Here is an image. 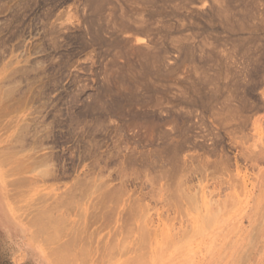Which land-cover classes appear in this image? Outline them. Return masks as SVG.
Masks as SVG:
<instances>
[{
    "label": "rangeland",
    "instance_id": "1",
    "mask_svg": "<svg viewBox=\"0 0 264 264\" xmlns=\"http://www.w3.org/2000/svg\"><path fill=\"white\" fill-rule=\"evenodd\" d=\"M0 91V264H264V0H0Z\"/></svg>",
    "mask_w": 264,
    "mask_h": 264
},
{
    "label": "bare ground",
    "instance_id": "2",
    "mask_svg": "<svg viewBox=\"0 0 264 264\" xmlns=\"http://www.w3.org/2000/svg\"><path fill=\"white\" fill-rule=\"evenodd\" d=\"M20 1H21V0H20ZM91 1H92V0H90V2H91ZM106 1H107V0H106ZM98 2H99V1H98ZM94 3H95V2H94ZM105 3H107V2H105ZM108 3H109V2H108ZM118 3H119V2H118ZM144 3H145V2H144ZM139 4H140V3H139ZM145 4H146V3H145ZM155 4H156V3H155ZM167 4H168V3H167ZM127 5H128V4H127ZM129 5H130V3H129ZM168 5H169V4H168ZM103 6H105V5H103ZM123 6H124V5H123ZM95 7H97V4H96ZM105 7H106V6H105ZM105 7H104V8H105ZM107 8H108V7H107ZM128 8H129V6H128ZM134 8H135V7H134ZM132 9H133V8H132ZM105 10H106V9H105ZM108 10H109V9H108ZM117 10H118V9H117ZM136 10H137V8H136ZM115 11H116V10H115ZM101 12H102V10H101ZM117 12H118V11H117ZM121 12H122V11H121ZM121 12H120V13H121ZM133 12H134V11H133ZM111 13H112V12H111ZM142 13H143V12H142ZM95 15H96V14H95ZM110 15H111V14H110ZM123 15H124V12H123ZM96 16H97V15H96ZM96 16H95L96 19H97V17L99 18V16H97V17H96ZM123 17H124V16H121L122 20H123ZM125 18H126V17H125ZM125 18H124V19H125ZM135 18H136V17H135ZM100 19H101V16H100ZM100 19H98V20H100ZM113 19H114V18H113ZM132 19H133V18H132ZM137 19H139V18H137ZM141 19H142V17H141ZM93 20H95V19H93ZM114 20H115V19H114ZM128 20H130V19H128ZM120 21H121V19H120ZM126 21H127V20H126ZM94 27L96 28V26H94ZM97 28H98V27H97ZM97 28H96V29H97ZM97 30L99 31L100 28H98ZM116 30H117V29H116ZM142 33H143V32H142ZM91 35H92V34H91ZM93 36H94V35H93ZM95 37H96V35H95ZM90 38H92V37H90ZM93 39H94V38H93ZM96 40H97V39H96ZM98 41H99V39H98ZM100 41H101V40H100ZM129 41H130V40H129ZM122 42H123V41H122ZM102 43H103V42H102ZM123 43H124V42H123ZM99 45H100V44H99ZM98 47H99V46H98ZM165 49H166V48H165ZM188 49H189V48H188ZM136 50H137V49H136ZM144 50H145V49H144ZM184 51H186V50H184ZM102 52H103V51H102ZM153 53H154V52H153ZM128 54H129V53H128ZM145 54H146V53H145ZM145 54H144V55H145ZM113 55H114V54H113ZM114 57H115V56H114ZM143 57H144V56H143ZM159 57H160V56H159ZM147 58H148V56H147ZM185 58H187V57H185ZM110 59H111V58H110ZM110 59H109V60H110ZM145 59H146V58H145ZM189 59H190V58H189ZM186 60H187V59H186ZM184 62H185V61H184ZM148 64H149V63H148ZM130 65H131V64H130ZM179 65H180V64H179ZM141 67H142V66H141ZM130 69H132V68H130ZM132 72H133V71H132ZM132 72H131V73H132ZM157 73H158V72H157ZM155 74H156V73H154V75H155ZM113 75H114V74H113ZM156 75H157V74H156ZM116 76H117V75H116ZM150 77H151V76H150ZM133 78H134V77H133ZM131 79H132V78H131ZM134 79H137V81L134 80V82L136 81L137 84H138V83L140 84V83L143 82L141 85H143L144 93H142L143 90H138V88H139L138 86L135 87V88H136L135 91H136V92L139 91L138 94H143V95H144L145 93H149V92H150V89H151V87H150L151 85L154 86V87H155L156 85L159 86V84L153 85V83H152L151 85H149L150 81L148 80L149 83L147 82V80H146V81H142V80H143L142 78L139 79V78L135 77ZM138 79H139L141 82H140ZM141 79H142V80H141ZM117 80H118V79H117ZM125 80H126V79H125ZM154 80H155V79H154ZM138 81H139V82H138ZM144 82H147L148 84H146V83H144ZM153 82H154V81H153ZM160 82H161V81H160ZM119 83H120V82H119ZM157 83H158V82H157ZM121 84H122V83H121ZM107 85H108V84H107ZM141 87H142V86H141ZM141 87H140V88H141ZM157 88H158V87H157ZM196 88H197V87H196ZM112 89H113V88H112ZM152 89H153V88H152ZM158 89H159V88H158ZM8 91H11V90L8 89ZM110 91H112V90H110ZM126 91H127V90H126ZM0 92H1V91H0ZM4 93H5V92H4ZM7 93H8V92L6 91V94H7ZM123 93H124V92H123ZM130 93H131V91H130ZM159 93H160V92H159ZM6 94H4V96H5ZM102 94H103V93H102ZM109 94H110V93H109ZM124 95H126V94H124ZM131 95H134V94H131ZM143 95H141V96H143ZM129 96H130V95H129ZM137 96H139V95H136V94H135V96L132 97V99H137V100H138V98H136ZM151 96H152V95H151ZM204 96H206V94H205ZM109 97H110V96H109ZM123 97H124V96H123ZM123 97H122V98H123ZM130 97H131V96H130ZM6 98H7V97H6ZM6 98H5V99H6ZM114 98H115V97H114ZM124 98H125V97H124ZM147 98H148V97H147ZM150 98H151V97H150ZM155 98H156V97H155ZM100 99H101V98H100ZM125 99H126V98H125ZM125 99H124V100H125ZM112 100H113V99H112ZM156 100H157V99H156ZM100 101H101V100H100ZM138 101H140V100H138ZM5 102H6V100H5ZM140 102H141V101H140ZM98 103H99V102H98ZM143 103H144V102H143ZM146 103H149V102L147 101ZM139 104H140V103H139ZM2 105H3V103H2ZM154 105H155V104H154ZM2 107H3V106H2ZM4 107H5V105H4ZM152 107H153V106H151V108H152ZM152 109H153V108H152ZM175 109H176V108H175ZM175 109H174V110H175ZM145 110H146V109H145ZM224 111H225V110H224ZM229 112H230V111H229ZM90 113H91V112H90ZM151 113H153V112H151ZM182 113H183V112H182ZM226 113H227V111H226ZM231 113H232V112H231ZM188 114H189V112H188ZM232 114H233V113H232ZM153 115H154V114H153ZM185 115H186V114H185ZM220 115H221V114H220ZM224 115H225V113H224ZM136 116H138V115H136ZM139 116H140V114H139ZM141 116H142V115H141ZM158 116H159V114H158L156 117H158ZM188 116H189V115H188ZM143 117H145V115H143ZM222 117H223V116H222ZM226 117H227V116H226ZM135 118H136V117H135ZM141 118H142V117H141ZM147 118H148V117H147ZM183 118H185V116H184ZM136 119H137V118H136ZM154 119H155V118H154ZM158 119H159V118H158ZM224 119H225V118H224ZM139 120H140V119H139ZM147 120H148V119H147ZM156 120H157V119H156ZM225 120H226V119H225ZM137 121H138V120H137ZM147 122H148V121H147ZM153 122H154V120H153ZM153 122H152V123H153ZM156 122H158V121H156ZM165 123H166V122H165ZM185 123H186V122H185ZM155 124H156V123H154V125L152 124L151 126L153 127V126H155ZM156 125H157V124H156ZM159 125H160V124H159ZM189 125H191V124H189ZM161 126H162V125H161ZM171 126H172V125H171ZM99 127H100V126H99ZM154 128H156V127H154ZM170 128H171V127H170ZM172 128H173L172 130H174L175 127H172ZM185 129L188 131V129H190V128H188V129L185 128ZM154 130H155V129H154ZM175 130H178V129L175 128ZM92 131H93V130H92ZM121 131H122V130H121ZM144 131H145V130H144ZM182 131H183V130H182ZM187 131H186V132H187ZM174 132H175V131H174ZM177 132H178V131H177ZM179 132H181V131L179 130ZM184 132H185V131H184ZM184 132H183V133H184ZM186 132H185V133H186ZM188 132H189V131H188ZM190 132H191V131H190ZM86 133H87V132H86ZM166 133H167V132H166ZM175 133H176V132H175ZM96 134H97V133H96ZM164 134H165V131H164L163 133H161L162 136H164ZM167 134H168V133H167ZM167 134H166V136H167ZM173 134H174V133H172V134L170 133L169 135L171 136V135H173ZM18 135H19V134H18ZM85 135H86V134H85ZM116 135H117V134H116ZM184 136L186 137V134L183 135V137H184ZM97 137H98V136H97ZM177 137H178V135H177ZM177 137L175 138V136H174V138H173V137H171V138L176 140ZM185 137L183 138V140L181 141V143H178L179 145L176 146L177 149H182L183 146H184V144H186V142H189V141H190L189 138H185ZM187 137H188V134H187ZM189 137H190V136H189ZM21 138H22V137H21ZM140 139H141V138H140ZM188 139H189V141H188ZM20 140H21V139H20ZM97 140H98V139H97ZM180 140H181V139H180ZM21 142H22V141H21ZM93 142H94V141H93ZM174 142H175V141H174ZM88 143H89V142H88ZM175 143H176V142H175ZM190 143H191V141H190ZM93 144H96V143H93ZM172 144H173V143H172ZM172 144H169V145H172ZM166 145H167V143H166ZM174 145H175V144H173V146H174ZM11 146H12V145H11ZM11 146H10V147H11ZM95 146H96V145H95ZM173 146H171V147H173ZM176 147H174L173 150H172V151H173V155H174V154H177V153H174V149H175ZM181 147H182V148H181ZM11 148H12V147H11ZM158 148H159V147H158ZM8 149H9V148H8ZM161 149H162V148H161ZM177 149H175V152H176ZM93 150H94V149H93ZM133 150H134V149H133ZM135 150H136V148H135ZM163 150H164V149H163ZM167 151H168V149H167ZM131 152H132V151H131ZM168 152H169V151H168ZM170 152H171V151H170ZM177 152H178V151H177ZM134 153H135V152H134ZM165 153H167V152H165ZM143 154H145V153H143ZM163 154H164V153H163ZM170 154H172V153H170ZM180 154H181V152H180ZM262 154H263V153H262ZM6 155H7V154H6ZM12 155H13V154H12ZM173 155H172V156H173ZM189 155H190V154H189ZM145 156H146V155H145ZM170 156H171V155H170ZM203 156H205V155H203ZM130 157H131V156H130ZM148 157H149V156H148ZM164 157H165V156H164ZM173 157H175V155H174ZM173 157L171 158V162H172V164H175V166H177V165H176L177 162H176L175 160L177 159L178 155H176L175 158H173ZM137 158H138V156H137ZM162 158H163V157H162ZM166 158H167L166 160H168V159H169V156H167ZM135 159H136V158H135ZM146 159H147V157H146ZM174 159H175V160H174ZM190 159H191V158H190ZM200 159H201V158H200ZM208 159H209V158H208ZM130 160H131V158H130ZM140 160H141V159H140ZM142 160H143V157H142ZM148 160H149V159H148ZM163 160L166 161L165 158H163L162 161H163ZM145 161L148 162V164H149V162H150V161H147V160H145ZM159 161H160V160H159ZM168 161H169V160H168ZM168 161H166V162L168 163ZM143 162H144V161H143ZM146 162H145V163H146ZM151 162H152V160H151ZM151 162H150V163H151ZM166 162H165V164L167 165ZM169 162H170V161H169ZM171 162H170V164H171ZM174 162H175V163H174ZM182 162H183V161H182ZM186 162H188V161H186ZM192 162H193V161H192ZM206 162H207V161H206ZM139 163H140V162H139ZM145 163H144V164H145ZM163 163H164V162H163ZM178 163H179V161H178ZM178 163H177V164H178ZM184 163H185V162H184ZM190 163H191V162H190ZM190 163H187V164H190ZM135 164H136V163H135ZM144 164H143V165H144ZM148 164H146V166H147ZM165 164H163V165H165ZM168 164H169V163H168ZM182 164H183V163H182ZM182 164H179V165H182ZM192 164H193V163H192ZM198 164H199V163H198ZM139 165H140V164H139ZM141 165H142V164H141ZM150 165H153V164H149L148 166H150ZM179 165H178V166H179ZM185 165H186V164H185ZM185 165H182V166H185ZM193 165H194V164H193ZM12 166H13V165H12ZM16 166H17V165H16ZM128 166H129V165H128ZM167 166H168V165H167ZM175 166H174V167H175ZM219 166H220V165H219ZM13 167H14V166H13ZM130 167H131V166H130ZM165 167H166V166H165ZM165 167H164V169H165ZM179 167L182 168L181 166H179ZM154 168H155V167H154ZM170 168H171V167H170ZM170 168L168 167V168H166V169H170ZM187 168H188V166H187ZM187 168H186V169H187ZM143 169H144V168H143ZM146 169H148V168H146ZM159 169H160V168H159ZM175 169H176V168H175ZM178 169H179V168H178ZM9 170H10V169H9ZM149 170H150V169H149ZM184 170H185V169H184ZM121 171H122V170H121ZM157 171H158V169H157ZM171 171H172L173 174L175 175V173H174V168H173V170H171ZM178 171H180V170H178ZM181 171H183V168H182ZM122 172H123V171H122ZM168 172H169V171H166L165 174H168ZM169 173H171V172H169ZM179 173H180V172H179ZM121 174H122V173H121ZM176 174H177V171H176ZM184 174H185V171H184ZM171 175H172V174H171ZM174 175H173V178H174ZM168 176H170V174H168ZM178 176H179V175L177 174V176H175V177H178ZM181 176H182V173H181ZM183 176H184V175H183ZM124 177H125V176H124ZM163 177H165V176H163ZM178 178H181V177L179 176ZM182 179H183V178H182ZM177 180H178V179H177ZM182 181H183V180H182ZM181 183H182V182H181ZM181 189H182V188H181ZM180 191H181V190H180ZM71 194H72V193H71ZM107 194H108V193H107ZM68 195H69V193H68ZM111 195H112V194H111ZM111 195H110V196H111ZM120 195H121V194H120ZM14 196H15V195H14ZM108 196H109V195H108ZM64 197H65V196H64ZM105 197H106V196H105ZM116 197H117V196H116ZM116 197L113 196V198H114L115 200H118V199H116ZM118 197H119V196H118ZM68 198H69V197H68ZM113 198H112V199H113ZM60 199H61V198H60ZM63 199H64V198H63ZM103 199H104V198H103ZM106 199H108V198H106ZM74 200H75V199H74ZM119 200H120V199H119ZM62 201H63V202H62V203L60 202V203H61L62 206H63L64 200H62ZM67 201H69V200L67 199ZM44 202H45V201H44ZM105 203H106V202H105ZM65 204H66V203H65ZM70 204H71V203H70ZM50 208H51V207H50ZM131 208H132V207H131ZM52 209H53V208H52ZM65 209H66V208H65ZM101 209H103V208H101ZM40 211H41V210H40ZM45 211L47 212V210H45ZM45 211H44V209H43V212H45ZM100 211H101V210H100ZM103 211H104V210H103ZM50 212H51V209H50ZM47 213H48V212H47ZM104 213H105V212H104ZM132 213H133V212H132ZM135 213H136V212H135ZM44 214H45V213H44ZM105 215H106V214H105ZM126 215H127V214H126ZM112 216H113V215H112ZM91 217H92V216H91ZM114 217H115V216H114ZM114 217H113V218H114ZM47 218H48V217H47ZM111 218H112V217H111ZM128 218H129V217H128ZM132 218H133V217H132ZM37 219H38V218H37ZM39 219H40V218H39ZM62 219H63V218H62ZM125 219H126V218H125ZM55 220H56V219H55ZM131 220H132V219H131ZM52 221H53V220H51V222H52ZM125 221H126V220H125ZM41 222H42V221H40V223H41ZM129 222H130V221H129ZM31 223H32V222H31ZM48 223H49V221H48ZM48 223H46L45 225H47ZM42 225H43V222H42ZM60 226H61V225H60ZM37 227H38V226H37ZM41 227H42V226H41ZM48 227H49V226H48ZM51 227H52V226H51ZM73 228H74V227H73ZM47 229H48V228H47ZM54 229H55V228H54ZM54 229H52L53 232H54ZM73 230H74V229H73ZM39 231H40V228H39ZM46 231H47V230H46ZM57 231H58V229H57ZM77 231H78V230H77ZM146 231H147V230H146ZM113 233H114V232H113ZM126 233H127V232H126ZM139 233H140V232H139ZM51 234H52V233H51ZM54 234H55V232H54ZM115 234H116V233H115ZM127 234H129V233H127ZM127 234H125V236H126ZM147 234H148V232L146 233V235H147ZM151 234H152V233H151ZM48 235H49V234H48ZM71 235H72V234H71ZM80 235H81V234H80ZM80 235H79V238H80ZM129 235H131V234H129ZM77 236H78V235H77ZM77 236H76V238H77ZM84 236H85V235H83V237H84ZM48 237H50V235H49ZM83 237H82V238H83ZM127 237H128V236H127ZM136 237H137V236H136ZM139 237H140V236H139ZM141 237H142V235H141ZM86 238H88V237H86ZM69 239H70V238H69ZM73 239H74V237L72 236V240H71V241H73ZM138 239H139V238H138ZM75 240H76V239H75ZM88 240H89V239H88ZM140 240H142V239H140ZM143 241L145 242V239H143ZM100 242H101V241H100ZM115 242H116V241H114V243H115ZM137 242H138V241H136L135 243L137 244ZM64 243H66V242H64ZM76 243H77V242L74 243V244H75L74 246H76ZM112 243H113V242H112ZM112 243H110V244H112ZM114 243H113V244H114ZM68 244H70V246H71V245H72V242L69 241V242L67 243V246H65V247L63 246V247H64L65 249H66L67 247L69 248L70 246H68ZM110 244L108 245L107 248L110 247ZM138 244H140V243H138ZM58 245H59V244H58ZM60 245H61V244H60ZM60 245H59V246H56V247H58V249H59V248H60ZM114 245H115V244H114ZM114 245H112V246H114ZM141 245H142V244H141ZM112 246H111V247H112ZM120 246H121V244H120ZM146 246H148V245H146ZM68 248H67L66 250H68ZM84 248H85V247H84ZM115 248H116V246H115ZM135 248H136V247H135ZM70 249L73 250L72 246H71ZM70 249H69V251H70ZM104 249H105V248H104ZM143 249H144V248H143ZM139 250H140V249H139ZM115 251H117V249H116ZM132 251H133V250H132ZM144 251H145V250H144ZM60 252H61V251H60ZM70 252H71V251H70ZM85 252H86V251H85ZM106 252H107V251H106ZM141 252H142V251H141ZM72 253H73V251H72ZM72 253H71V254H72ZM115 254H116V253H115ZM113 256H114V254H113ZM140 256H142V255H140ZM144 256H145V255H144ZM147 256H148V255H147ZM67 258H68V257H67ZM81 258H82V257H81ZM111 258H112V257H111ZM129 258H130V257H129ZM131 258H132V257H131ZM134 258H135V257H134ZM134 258H133V259H134ZM142 258H143V256H142ZM146 258H147V257H146ZM131 260H132V259H131ZM139 260H140V259H139ZM146 260H147V259H146ZM133 262H134V261H133ZM104 263H105V262H104ZM139 263H140V262H139ZM135 264H136V263H135ZM137 264H138V263H137Z\"/></svg>",
    "mask_w": 264,
    "mask_h": 264
}]
</instances>
